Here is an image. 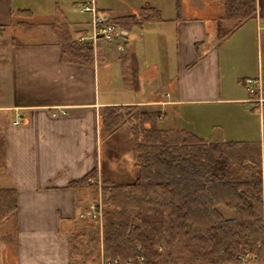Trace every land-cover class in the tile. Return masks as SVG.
I'll return each instance as SVG.
<instances>
[{
  "label": "crops",
  "instance_id": "0c3cea01",
  "mask_svg": "<svg viewBox=\"0 0 264 264\" xmlns=\"http://www.w3.org/2000/svg\"><path fill=\"white\" fill-rule=\"evenodd\" d=\"M86 1L0 0V189L17 198L15 214L0 224V264H78L70 239L80 213L99 202L104 181L139 176L133 122L108 130V111L158 112L160 130L202 138L212 118H245L258 105L247 82L264 75V0L236 28L221 0H181L179 15L178 0H96L105 21L159 13L130 30L124 50L91 38ZM64 30L92 42V62L66 59ZM181 115L197 128L182 129Z\"/></svg>",
  "mask_w": 264,
  "mask_h": 264
},
{
  "label": "trees",
  "instance_id": "16d2710c",
  "mask_svg": "<svg viewBox=\"0 0 264 264\" xmlns=\"http://www.w3.org/2000/svg\"><path fill=\"white\" fill-rule=\"evenodd\" d=\"M221 1L235 28L256 13V0ZM180 8L178 0V15ZM158 14L144 10L105 24L132 30ZM60 32L66 59L92 62V42ZM127 119L133 122L139 176L131 183L103 182L111 209L102 228L97 219L78 225L70 239L72 261L100 264L103 253L111 260L143 257L144 264H264V120L262 140L252 143L162 131L158 112L135 108L108 111L106 127L114 130ZM221 207L234 216L227 218ZM16 208V191L0 189V224Z\"/></svg>",
  "mask_w": 264,
  "mask_h": 264
},
{
  "label": "rangeland",
  "instance_id": "374dc122",
  "mask_svg": "<svg viewBox=\"0 0 264 264\" xmlns=\"http://www.w3.org/2000/svg\"><path fill=\"white\" fill-rule=\"evenodd\" d=\"M179 3L181 5L182 1L179 0ZM227 29L229 30V28H227ZM132 38L134 40L139 38V34L137 31L133 32ZM259 63H260V71H261V73H263L264 72V44H262V47H260ZM261 80H262L263 90H262L261 94H256L258 97H264V75H263V79L261 78ZM256 102L258 104L256 106V110L244 111L245 115H246L245 118H243V116L242 117L231 116V117H227V118H221L219 116L216 118H212L206 124V126H203L204 129L201 130L202 133L200 132L199 135H201L202 138H204V139H210V138H214V137H218V136H223L224 138L227 139L226 142H232V141H244V142H252V143L258 142L260 139L263 138L264 98H263V100H261V101L258 100ZM185 110H186L185 108H182L181 111H185ZM232 110H228V112L231 113ZM235 111L237 112L238 115H241V112H243V109H242V107H239L238 109L235 108ZM246 120H248V121L245 122ZM229 121H230V124H228ZM242 122H245V123H242ZM179 124H180V127L182 129H193V128L195 129V128H197V126L194 125V123L191 122V120H188L187 118H185V115L184 116L181 115V119L179 121ZM241 126H244L246 128V129H244L245 131L240 130L242 128ZM126 146L128 147L127 144H126ZM104 147H107V146L105 145ZM113 147L115 150L114 153H117V152H119L118 149L121 146H119L118 144L115 143L113 145ZM127 154L129 157L130 156L132 157L135 154V151L133 152L132 149H130V147H129L127 149ZM117 180L118 181H124V180H121V178L120 179L117 178ZM126 181L134 182L135 180H134V178H132L130 176L129 179ZM94 183L96 184L97 180ZM95 192H96V190H95ZM98 192H99L98 196H101V198L103 200L102 202L104 204L102 207L101 215L97 218L88 216V217L84 218L83 221L88 222V224H92V222H94V220L92 221V219H97V220H99V225L101 227L102 223H103L104 214L107 210H110L111 207L104 203L105 200L109 197V195H107V197L104 196L103 186H101L100 189L98 188ZM96 200H97V198H95V202H98V201L100 202L99 199L97 201ZM90 207H91V205L87 209H89ZM221 210L227 218H232L234 216V212L232 210H228L224 207H221ZM7 227H11V223L8 225L1 226V228H7ZM163 249H164V247L159 248V250H163ZM102 255H103V253H102ZM102 255H101L100 264H102L104 259H107L106 257H103ZM134 262H135V264H144V261L140 262V261H138V259L136 261L134 260Z\"/></svg>",
  "mask_w": 264,
  "mask_h": 264
},
{
  "label": "built area",
  "instance_id": "2783aa9c",
  "mask_svg": "<svg viewBox=\"0 0 264 264\" xmlns=\"http://www.w3.org/2000/svg\"><path fill=\"white\" fill-rule=\"evenodd\" d=\"M80 9L83 12H91L93 14V34L91 38L96 41L98 38H102L106 41H117L118 48L120 50H124L127 43L129 42L130 30L121 27H115L112 25L105 24V20L99 17L97 8H96V0H87L84 4L81 5ZM82 40L84 37L81 38ZM247 89L251 94H261L263 90L262 80L261 78H252L247 82ZM259 101L263 100L262 97L258 98ZM16 123H20V118L16 121ZM91 183H94L95 180L90 179ZM102 198L100 202L94 203L91 205L89 209L81 212L80 216L82 218H86L88 216L97 218L101 215L103 202ZM138 261H144L143 257L138 258ZM102 264H134L132 260L121 261L120 259H104Z\"/></svg>",
  "mask_w": 264,
  "mask_h": 264
}]
</instances>
